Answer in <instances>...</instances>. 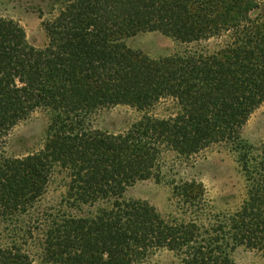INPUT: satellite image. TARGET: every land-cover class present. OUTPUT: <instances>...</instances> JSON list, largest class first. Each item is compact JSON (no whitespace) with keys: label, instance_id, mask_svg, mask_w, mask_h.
Returning a JSON list of instances; mask_svg holds the SVG:
<instances>
[{"label":"trees","instance_id":"obj_1","mask_svg":"<svg viewBox=\"0 0 264 264\" xmlns=\"http://www.w3.org/2000/svg\"><path fill=\"white\" fill-rule=\"evenodd\" d=\"M47 37L31 46L0 17V264H144L160 251L177 264H264V140L242 129L264 103L262 0H39ZM158 33L175 52L150 57L127 42ZM170 100L165 118L151 110ZM139 113L125 130L93 123L100 111ZM48 116L42 147L6 154L30 115ZM227 147L243 180L233 209L181 176L213 146ZM60 178L64 194L46 202ZM170 189L168 212L126 197L135 184Z\"/></svg>","mask_w":264,"mask_h":264},{"label":"rangeland","instance_id":"obj_2","mask_svg":"<svg viewBox=\"0 0 264 264\" xmlns=\"http://www.w3.org/2000/svg\"><path fill=\"white\" fill-rule=\"evenodd\" d=\"M46 1V0H45ZM264 3V0H262ZM39 0H0V17L12 19L23 29L27 42L38 49L43 48L48 40L42 27L37 6ZM127 44L133 49H139L150 57L169 55L176 51L177 44L158 33H144L128 40ZM173 103L163 101L155 106L150 115L156 118L168 117L173 111ZM139 118V113L129 107L119 106L97 113L93 118L95 127L110 133L125 130L133 121ZM48 116L37 111L30 117L18 123L6 138V154L11 157H22L28 153L38 151L44 142ZM242 136L249 142L256 144L264 140V103L249 117L242 129ZM181 176L201 183L218 209H233L245 193L243 180L231 151L224 146H213L197 156L191 167L186 166ZM64 194L60 178L51 183L46 202L58 200ZM170 189L157 185L153 181L135 184L127 190L126 197L144 200L153 205L162 214L168 212ZM35 264H42L35 252ZM234 260L238 264H263L261 257L249 250L238 249L234 253ZM144 264H177L173 254L160 251Z\"/></svg>","mask_w":264,"mask_h":264}]
</instances>
